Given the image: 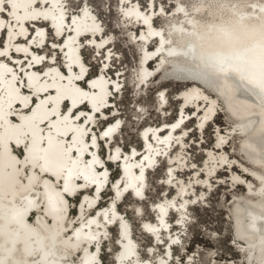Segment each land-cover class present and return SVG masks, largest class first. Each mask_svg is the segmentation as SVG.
<instances>
[{"label":"snow or ice","instance_id":"1","mask_svg":"<svg viewBox=\"0 0 264 264\" xmlns=\"http://www.w3.org/2000/svg\"><path fill=\"white\" fill-rule=\"evenodd\" d=\"M94 3L99 8L104 0L99 3L97 0H0V33H5L9 41L13 36L25 35V41L29 42L26 35L28 29L22 24L26 20L51 19L56 35H63L64 31L75 32V36H68L63 42L49 33L52 43L46 48V55L30 53L27 47L17 45L15 51L24 52L25 58L12 60L6 49L0 50V220L4 221L0 224V236L5 238L4 243H0V264H184V257L178 254L180 250L172 248L173 244L180 243L179 238L169 236L165 240L161 236V229L168 231L170 227L164 217L168 215V208L177 207L176 200L155 205L153 210H159L158 225L143 222L146 205L133 208L131 214L121 213L118 209V202L130 189L131 194L139 200L145 199L144 170L145 167H152L155 161L149 154L135 163H129L139 155L135 149L131 157L124 155L121 148L114 145L106 149L105 144L111 143L109 138L120 127L119 120L102 134L93 130V122L103 120L110 123L101 109L107 104L105 97L113 94L94 91L102 86L99 81L85 80L87 68L78 54L79 49L93 43L87 36L78 39L82 32L103 31L96 24V17L89 12V7ZM118 3L125 5V0H118ZM128 3L131 4V0ZM205 4L210 9L224 7L216 0H175L171 7H168V0H143L145 11H140L135 5L121 11L125 16H135L137 21L147 25L150 30L148 35L159 36L161 45H164L173 41L165 40V29L156 31L152 24L167 23L166 19L161 18L169 15L175 18L176 14L182 13L186 22L193 26V31L188 35L203 39L196 31L198 21L189 17L190 11L199 12ZM241 5L251 13L259 12V27L243 29L245 33H258V40L254 47L245 49L244 53L218 57L212 63L219 78L224 81L222 95L227 98L232 91H240L260 100L261 119L258 122L249 119L247 123L237 124L232 132L239 131L241 136H249L240 149L261 166L262 170L256 178L261 184L259 194L264 198V0L256 3L241 0ZM231 6L237 7L236 4ZM173 8L175 13L172 12ZM69 10L75 14L70 15L71 24L66 26L65 13ZM145 12L150 14L146 15ZM87 19L93 22L91 26L78 24V20ZM16 27L21 31L15 32ZM172 28L174 31H186L174 25ZM171 34L168 33L169 36ZM44 35L43 30H36L37 37ZM3 44V39H0V47ZM39 46L44 48V42L41 41ZM192 47L194 50V45ZM60 53H63L66 62L61 61ZM49 59L51 65L46 63ZM4 60H8V63ZM9 64L14 66L10 67ZM41 64L44 67L28 71ZM75 67L79 68V72L74 71ZM61 68H66L68 75ZM138 79L143 83L142 77L138 76ZM81 81L83 86L78 83ZM119 89L117 85L116 91ZM215 90L220 91L219 86ZM210 95H203V100L208 102L205 105V119L217 103L216 100L209 102ZM81 105L84 108L90 106L91 110L85 111ZM226 142L221 137L220 144ZM155 154L162 153L156 151ZM256 156H259V160L255 159ZM121 159L125 161L123 170L126 179L123 183L117 181V172L110 181L109 162ZM132 168L139 169L138 176L131 171ZM167 174L169 179L166 183L173 185L175 181L174 186L182 184L173 176L172 168H168ZM104 186H108L109 192L114 191V197L110 207L95 211ZM69 197L76 198V205L80 209L78 219L74 213L69 215V210L74 207ZM5 200H8V205L3 203ZM185 203H180L179 207L184 208ZM261 208L264 209V199ZM31 212L36 215L35 227L28 223ZM48 219L51 223H48ZM182 219L186 220V217ZM255 219L264 221V211ZM176 223L180 224L181 220ZM69 225L73 227L69 229ZM137 229H140L141 236L144 233L152 234L156 245L150 247L152 240H149L148 244L141 246L137 242ZM62 233L64 235L61 237ZM57 255L59 258H52ZM189 264H192L191 257ZM261 264H264V260Z\"/></svg>","mask_w":264,"mask_h":264},{"label":"bare ground","instance_id":"2","mask_svg":"<svg viewBox=\"0 0 264 264\" xmlns=\"http://www.w3.org/2000/svg\"><path fill=\"white\" fill-rule=\"evenodd\" d=\"M209 2H212V0H209ZM216 2L223 4L224 7L210 9L207 7V4H205L199 12L194 10L190 11L189 19L198 21L196 24V31L203 36V39H196L188 35L189 32L193 31V26L186 22V18L182 13L176 14L175 18L171 15L166 18L162 17L161 19H166L167 23L156 24V22H154L152 24V28L156 31H160L161 28L165 29V40L170 39L173 41L172 43H165L164 45H161L159 36L148 35L150 30L147 25H144L141 21H137L135 16H132L131 18L125 16L124 12L121 11L122 8L127 11L133 5L138 7L140 11H145L144 8L140 6L139 1L131 0V4H129L128 0H125V5H120L117 0V12L124 24V28H126L128 40L131 44L136 45L139 54L136 68L132 71L133 97L140 96V92L142 90L146 91L149 89L152 81H155L158 77L163 76L161 73L164 69L169 70L171 68L170 65L180 59L186 63L185 68H187V71L194 69V67L197 68L200 65L201 67L210 69L211 72L217 75L218 85L220 90L223 91L225 86L224 81L219 78L216 73L212 63L213 60L218 57L234 56L244 53L245 49L254 47L258 40V33H245L243 29L245 27L249 29L258 28L260 20L258 19V10L255 13H251L249 9L241 5V0H216ZM247 2L256 3L258 0H247ZM168 3L171 7L172 4L175 3V0H169ZM232 4H236L237 7L233 8L231 6ZM156 11L158 13V9ZM89 12L92 16L96 17V24H99L103 31L82 32V36L78 38L82 39L83 36H87L93 41V43L88 44L85 48L91 50L93 58L99 61L96 73L91 75L90 68L82 57V50L85 48L78 50V54L87 68L85 80L89 82L99 81L102 87L94 89V91L98 93L101 91L113 93L112 95L105 97L107 104L101 109V113L107 117V120L110 121V123L103 122V120L93 122V130L97 134H102L104 130L108 127L114 126L116 121L119 120L120 127L109 138L111 143L105 144L106 149L111 148L114 145L116 147H120L122 153L130 157L132 150L135 149L139 155L133 160H130L129 163H135L144 155L149 154H151L152 159L155 161L152 167H145L144 170L145 177L143 182L145 187L143 191L145 199L143 201L139 200L131 194V189L129 192L124 194L118 202V206L124 203L125 197L127 196H130V198L135 201V204L132 205L131 209L142 207V204L147 203L148 211L152 214V216L148 218L144 217L143 222L158 225L157 216L159 215V210H153L155 205L165 203L169 200H176L178 202L177 207L168 208V215L164 217L170 227L168 231L161 229V236L165 240H168L169 236L173 239L179 238L180 243L173 244L172 248L182 249L184 248V238L186 239L187 237V226L192 222V219L188 215L190 207L198 205L207 207L208 203L206 193L211 191L214 187H225L230 189L231 192L234 191L236 187H241L243 191L246 192V195H244L247 196V198L241 201L239 200V197H235L233 194V199L227 216L228 218L231 217L230 219L233 220L231 215L236 212L238 213V215H236V218L238 219L236 220L239 222L238 224L242 236L239 240V238H237L234 234L233 228H231V241L233 242L234 248H237L236 252L239 254V258H242L240 261L242 264H261V261L264 260V251H262V248H264V242H262V237H264V221L259 219L254 220V218L259 217L262 214V211H264V209L261 208V201L264 198H262L259 194L261 184L256 178L262 169L258 163L254 162L252 156L246 152L243 155V152L240 149V145L244 141L248 140V138L246 136H241L239 131L236 133L232 132V129L235 128L237 124L247 123L249 119L257 122L261 119L260 100L255 97L245 95H234L229 102H224L221 98H219L215 89H212L204 83H202V85H197L196 83H181V79H178L182 77L180 74V76H177L176 79L172 80L183 84V86L173 95V98L178 105L175 117L171 121L165 120L168 116L169 110L168 90L166 88L158 89L155 92L154 101L155 111L161 121L158 123L154 122L142 125L138 130H136L140 147L130 145V147L125 150L123 148L124 141L122 137L124 119L122 117L121 109L117 107V99H120L124 93V75L126 73L124 68L111 67L113 60H119V54L114 49V35L111 32L105 35L106 30L103 27V23L99 20L91 6L89 7ZM172 12L175 13V8L172 9ZM74 14L75 13L72 12V10L65 13L64 24L66 26L71 24L69 17ZM145 14L148 15L150 12H145ZM79 15L83 16V13H80ZM53 23L54 22L51 19L22 21L23 26L28 29V33L26 35L29 42L25 41V35L13 36L12 40L9 41L5 33H0V39H3L4 41L0 50L6 49L12 60H23L25 58V53H17L15 51V46L17 45L27 47L30 53L46 55V48L50 47L52 43V39L49 38L48 31H50L53 36H56V39L59 42H63L68 36H75V32L69 31H64L63 35H56ZM92 23L91 19L78 20V24H87L88 26H91ZM173 25L177 29L183 27L186 31H174L172 28ZM72 27L75 26L73 25ZM36 30H43L45 35L43 37H37ZM14 31L20 32L21 29L16 27ZM169 32L172 33L171 36L168 35ZM141 37L143 38L141 39ZM41 41L44 42V48L39 46ZM105 41H107V43H105ZM193 45L194 50L192 47ZM64 51L67 52L68 49L65 48ZM170 52L173 54L169 55ZM30 58L31 57L29 56V59ZM60 58L62 62H66V58L63 53H60ZM4 62L8 63V60H4ZM46 63L51 65V60L49 59ZM162 65L165 66L164 69H162ZM9 66L13 67L14 65L9 64ZM42 67H44L43 64L35 65L33 68L28 69V71H36ZM159 68L160 71L157 73V69ZM61 71L65 75H68L66 68H61ZM74 71L79 72V68L75 67ZM138 76L143 78V83H141V80L138 79ZM164 80L171 79L166 76L164 77ZM78 83H81L83 86L82 81ZM117 85L120 86L119 91H116ZM161 93H163V100L161 99ZM209 93H211L209 102L211 100H216L217 103L215 109L210 115H208V118L205 119L204 117L207 114V108L205 105L208 102L203 100V95H209ZM219 103L222 105L225 115H228L233 120L232 126H229L228 128H221L214 123L217 116L215 112H218L217 106ZM225 106L227 109H231L232 116L226 113ZM131 107L135 112H137L134 121H141V123H143L148 116V109L138 103H134ZM81 108L85 111L91 110L90 106L89 108H84L83 105H81ZM109 108L111 111H109ZM233 113H235V115H233ZM240 114L246 117L236 119V117H240ZM97 116H100V113H97ZM210 118L211 120L209 123L207 121ZM98 122L103 123L101 128L99 127ZM189 123L191 124L188 125ZM174 125H179V127L174 128ZM210 126L213 129L214 138L211 145L206 147L204 146V132ZM193 134L198 135L199 137L194 138ZM221 137L225 138L227 142L220 144ZM236 138L240 139L237 145V151L247 160L245 164L236 160L234 156H229L225 150L227 146H229L228 149L231 148V141ZM161 141L163 142L161 143ZM98 142L105 143V141ZM192 146L203 155L201 164H197L194 160H192L190 154L191 150H189ZM112 151L114 154V148H112ZM156 151H160L162 154L156 155ZM163 153H166V155ZM105 158L106 157H102V159ZM255 159L259 160V156H256ZM109 163L111 164V168L109 169V180H112V169L115 167L116 172H119V175H116V180L123 183L126 179L123 170L125 161L121 159L120 161H110ZM118 164L120 165L119 168L117 167ZM145 164H147V162H145ZM192 165H195L196 167L193 168ZM160 168H162L163 175L157 177V183L162 186V191L156 200L147 201L146 194L148 174L155 173ZM168 168L173 169V176L177 181L182 182L181 185L174 186L175 181L173 185L166 183L169 179L167 174ZM131 171L135 175H139L138 168H132ZM197 173H199V175H197ZM220 173L222 174L220 175ZM253 183L255 184L254 187L252 186ZM182 187L184 188L183 192H181ZM107 191L108 186H104L101 198L96 203L95 211H100L102 207H110L115 193L114 191H111L109 194L105 195ZM9 199H11V197H9ZM69 199L74 205V207L69 210V215H73L74 213L75 218L78 219L80 216V209L79 206L76 205V198L69 197ZM184 202H187L185 203V207L180 208L179 204ZM3 203L8 205V200H5ZM171 214L175 215V218L172 220H170ZM182 217H186V220L182 219ZM177 220H181V223L177 224ZM232 220L230 222L231 227L233 226ZM3 223L4 221L0 220V224ZM28 223L32 224L34 227L36 226V215L34 212L29 213ZM48 223H51L50 219H48ZM253 225H255V227H253ZM71 227H73V225H69V229ZM68 234H70V232ZM63 235L64 234L62 233L61 237ZM144 235H147L149 239L152 240V244L149 246L154 247L156 245L155 237L149 233H144ZM4 240L5 238L0 236V243H4ZM91 250L92 249L90 248V251ZM101 254H103V252ZM81 255H83V253H81ZM189 257L192 258V264L194 263L195 255L194 253H190L185 257L184 264H189ZM250 257H253L254 259L250 260ZM52 258L57 259L59 256L57 255ZM213 263L214 262L209 261L207 264ZM224 264H232V262H225Z\"/></svg>","mask_w":264,"mask_h":264},{"label":"rangeland","instance_id":"3","mask_svg":"<svg viewBox=\"0 0 264 264\" xmlns=\"http://www.w3.org/2000/svg\"><path fill=\"white\" fill-rule=\"evenodd\" d=\"M140 6H142L143 0H138ZM169 1V0H168ZM100 0H97L99 3ZM110 5V7L106 6ZM93 11L103 23V27L106 30V33H113L114 35V49L119 54V60H113L111 67L113 68H124V93L122 97L117 99V107L121 109L122 117L124 119V128L122 131L123 137V148L126 150L130 145H135L140 147V142L137 139L136 130H138L142 125L146 123H158L161 121L157 112L155 111V101L154 95L155 92L160 88H166L168 90V116L165 120L171 121L176 115L177 102L174 100V93L177 92L181 87L180 84L172 80H164L168 74H165L166 69L163 66V71L161 74L163 76L158 77L155 81H152L149 89L146 91L142 90L140 96L133 97V87H132V71L136 68L137 61L139 58L138 50L136 45L131 44L128 40L126 28L120 19L117 12V0H104V3H100L99 8L96 4L91 5ZM168 7L170 4L168 3ZM158 24V23H156ZM126 26V25H125ZM51 33L48 31V34ZM1 37V36H0ZM51 39V37L49 36ZM83 60L88 64L90 68V74L94 75L98 69L99 61L95 60L92 56V51L88 48L82 50ZM93 58V59H92ZM165 65V64H164ZM167 71V70H166ZM112 73V70H111ZM134 103H138L142 106H145L148 109L147 118L141 123V121H134L137 115V112L131 107ZM217 116L214 123L221 128H228L232 126L233 120L225 115L222 105L219 103L217 106ZM189 123L188 125H190ZM99 127L103 126L102 122H98ZM212 127H208L204 132V146H210L214 133ZM194 138L199 137L198 135L193 134ZM231 139V138H230ZM229 139V140H230ZM240 139L236 138L231 141V148L229 146L225 149L229 156H234L236 160L245 164L247 161L243 158L237 151V145ZM192 160L197 164H201L203 155L199 151L192 148H189ZM249 159V158H248ZM251 160V159H250ZM115 167L112 169V177L116 174ZM222 173H220L221 175ZM163 175L162 168H160L155 173L148 174L147 181V201H154L158 198L160 192L162 191V186L157 183V177ZM254 187L255 184L253 183ZM197 190V189H196ZM109 194V191L106 192ZM105 194V195H107ZM233 194L235 197H239V200L243 201L247 198L246 192L243 191L241 187H236L234 191H230L225 187H214L211 191L206 193L207 195V207H202L201 205L192 206L188 211V215L192 219L191 224L187 227V237L184 238L183 247L179 249V255L185 257L187 254L194 253V263L193 264H202V262H214L213 264H224L225 262H232V264H242L240 262L242 258H239V254L236 252L237 248H234L231 231V221L232 219L228 218L227 213L230 210V204L232 201ZM245 194V195H244ZM127 200H124V203L118 206V209L121 212H127L128 214L132 213V205L135 204V201L126 197ZM147 206V203L142 204ZM73 212V210H72ZM231 215V213H230ZM152 214L147 211L145 217H151ZM175 215H170V220L174 219ZM137 242L143 246L148 244L150 240L147 235L141 236L140 230L136 231ZM178 249V248H173ZM111 259V257H109Z\"/></svg>","mask_w":264,"mask_h":264},{"label":"water","instance_id":"4","mask_svg":"<svg viewBox=\"0 0 264 264\" xmlns=\"http://www.w3.org/2000/svg\"><path fill=\"white\" fill-rule=\"evenodd\" d=\"M163 66L164 65H162V67ZM170 66H171V68L169 70H167V71L164 70V71H165V74H168L167 77H169L171 80L176 79L177 76H180V74H181L182 77L178 78V79H181V83L182 82H185L187 84L196 83L197 85H202V83H204L205 85H208L212 89H215L217 86H219L218 82H217L218 81L217 75L215 73L211 72L210 69H208V68L206 69L205 67H201V65L199 67H197V68L194 67V69L187 71V68H185L186 67V63L183 60L180 59V60L175 61ZM159 71H160V68L157 69V73ZM182 86H183V84H180V87H182ZM214 86H215V88H214ZM219 89H220V87H219ZM232 92H234V93H232ZM232 92L226 98L224 95L221 94L222 93L221 90L220 91H216V93L219 96V98H221L224 102H229L230 99H232V97L234 95H244L240 91H232ZM245 96H250V95H245ZM250 97H253V96H250ZM225 111H226V113H228L230 115L232 114L231 109L230 108L227 109L226 106H225ZM237 112H240V111H237ZM212 116H211V118H212ZM240 117H238V118L236 117V119H242V118H244L246 116H242V114H240ZM211 118L207 122L210 123ZM203 129H204V127H203ZM246 137L249 139V136H246ZM244 153L245 152H243V155H244ZM236 215H238L237 212L234 213L233 215H231L232 218H233V220H232L233 226L231 228H233L234 234L240 240L242 235H241V230H240V227H239V224H238L239 222H238V220H236V219H238V218H236ZM253 259H254L253 257H250V260H253ZM243 261H245V260H243Z\"/></svg>","mask_w":264,"mask_h":264}]
</instances>
